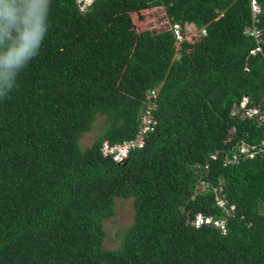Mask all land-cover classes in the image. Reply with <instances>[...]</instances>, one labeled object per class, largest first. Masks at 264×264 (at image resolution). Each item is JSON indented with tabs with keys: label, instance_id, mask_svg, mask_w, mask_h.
Segmentation results:
<instances>
[{
	"label": "trees",
	"instance_id": "1",
	"mask_svg": "<svg viewBox=\"0 0 264 264\" xmlns=\"http://www.w3.org/2000/svg\"><path fill=\"white\" fill-rule=\"evenodd\" d=\"M153 0H51L50 27L18 88L0 99V264H264V151L223 164L230 128L264 138L230 113L264 97V0L258 43L250 0H156L171 21L205 27L176 47L171 29L137 32L131 12ZM259 49L252 51L257 46ZM176 49V54L172 55ZM159 86L157 124L126 159L101 144L135 136L141 99ZM98 114L104 129L81 147ZM208 162L207 171L194 169ZM222 181L232 214L201 180ZM133 220L105 248L115 197ZM197 212L225 229L192 224Z\"/></svg>",
	"mask_w": 264,
	"mask_h": 264
},
{
	"label": "built area",
	"instance_id": "2",
	"mask_svg": "<svg viewBox=\"0 0 264 264\" xmlns=\"http://www.w3.org/2000/svg\"><path fill=\"white\" fill-rule=\"evenodd\" d=\"M79 1V0H77ZM90 1V0H88ZM84 5H80V9H84ZM250 9H251V23L244 27V32L251 34L255 37L256 42H260L261 37V28L257 25L260 20L259 14L263 11L262 2L260 0H250ZM165 17L168 25L162 23L159 24V29L169 28L172 30L175 37V44L177 46L182 40L191 39L192 35L196 36L195 39H199L202 34L205 33V27H199L193 22H184L181 24L178 21H171L167 16L166 12ZM137 32L148 30L151 33L155 30L152 26L139 28L135 27ZM199 29L200 32L194 31ZM194 31V32H192ZM191 33V34H189ZM191 35V36H190ZM190 36V37H189ZM177 46L175 47L177 49ZM258 45L252 51L259 49ZM176 49L173 50V55L176 54ZM158 91L159 86H155L146 90L144 97L141 99V105L138 111V125L137 131L134 137L123 138L120 141L110 143L107 139L103 140L101 144V152L103 155H110L116 161H122L126 159L129 152L132 150L141 148L145 142L146 138L151 131H153L157 124L156 110L159 106L158 102ZM251 99L247 94H244L240 99L239 103L235 105L231 110V115L239 120H252L258 126L261 127V130L264 132V97L257 103L250 104ZM249 132H246V137L249 136ZM244 138L237 134L236 126L233 125L229 132L228 136L225 139L227 146L222 149L218 148L210 154V158H216L218 155H221L223 164L229 165H241L245 160L252 159L264 151V138L256 142H250L247 138ZM194 169L202 168L204 172L207 171L208 162L206 161L203 164L195 163L193 165ZM222 181L218 185L211 184L208 180L201 179L197 184V189L206 190L207 188H212L215 193V201L221 206L227 214H232L234 209L233 204L227 205V199L225 198L224 188L222 186ZM192 224L199 226L202 223H211L225 229V218H216L212 215H205L202 212H197L192 219Z\"/></svg>",
	"mask_w": 264,
	"mask_h": 264
},
{
	"label": "clouds",
	"instance_id": "3",
	"mask_svg": "<svg viewBox=\"0 0 264 264\" xmlns=\"http://www.w3.org/2000/svg\"><path fill=\"white\" fill-rule=\"evenodd\" d=\"M92 0L77 1L86 7ZM51 0H0V99L19 86L50 27Z\"/></svg>",
	"mask_w": 264,
	"mask_h": 264
},
{
	"label": "rangeland",
	"instance_id": "4",
	"mask_svg": "<svg viewBox=\"0 0 264 264\" xmlns=\"http://www.w3.org/2000/svg\"><path fill=\"white\" fill-rule=\"evenodd\" d=\"M139 14L140 15L138 16L136 12H131L135 27L138 26L139 28H144L152 26L155 30H157L159 29V24L161 21L165 25H168L164 9L160 4L157 3L156 0L150 1L146 6L142 7V9L139 11ZM194 31H198L196 34L200 32L199 29H195ZM194 35H192L191 39L196 37ZM173 54L174 53L172 52V55ZM104 125V116L102 114H98L93 122L92 128L89 131H86L81 137V147L84 148L90 145L93 139L104 129ZM114 209V214L111 217H107L103 220L105 229L103 246L105 248L117 247L120 244L121 233L132 222V197L116 196Z\"/></svg>",
	"mask_w": 264,
	"mask_h": 264
}]
</instances>
